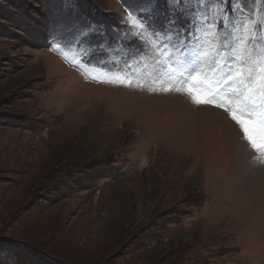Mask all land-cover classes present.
Returning a JSON list of instances; mask_svg holds the SVG:
<instances>
[{
    "label": "rangeland",
    "instance_id": "obj_1",
    "mask_svg": "<svg viewBox=\"0 0 264 264\" xmlns=\"http://www.w3.org/2000/svg\"><path fill=\"white\" fill-rule=\"evenodd\" d=\"M236 7L244 15L230 21H249V52L221 56L222 43L202 42L208 79L189 81L223 93L217 102L234 112L236 86L217 85L210 69L264 52V0ZM164 9L165 0H0V264H264V149L222 108L163 91L188 87L178 75L155 81L179 54L135 34ZM61 30L84 38L66 43ZM115 59L132 62L130 87L102 70Z\"/></svg>",
    "mask_w": 264,
    "mask_h": 264
},
{
    "label": "snow or ice",
    "instance_id": "obj_2",
    "mask_svg": "<svg viewBox=\"0 0 264 264\" xmlns=\"http://www.w3.org/2000/svg\"><path fill=\"white\" fill-rule=\"evenodd\" d=\"M206 0H165V9L161 13L163 21L156 25L152 18H145L147 28L137 25L135 39L147 44L149 50L155 52L172 49L178 56H174L171 66H165L159 75L154 79L159 82L165 75L169 79L179 76L181 83L188 87L183 90L167 84L163 91L182 92L198 106H213L222 108L229 113V118L240 128L244 139L252 146L254 151L264 149V52L256 48L251 52L252 61L241 62L240 55H234L232 60L218 59L216 64L211 66L210 72L217 85L225 84L227 88H233L238 101V111H233L231 106L224 107L222 102L223 93L206 95L200 87L189 84V81L200 80L201 76L206 80V61L203 59L200 47L203 43H222L221 56L231 49L244 54L249 52L243 45L248 43L249 21L244 20L239 25L230 21V17L237 12L244 13L236 7V0H211V5L205 7ZM220 27L225 33L222 42L216 37V28ZM56 36L64 39L66 43H80L83 40V33H76L74 36H64L63 30L55 33ZM131 35V34H130ZM147 36L148 40L143 38ZM253 34L252 40L256 41ZM122 40V38H121ZM121 40H117V47L113 49L119 52ZM258 43V41H257ZM96 47L105 48V42L101 41ZM85 54H90L92 46L85 49ZM125 50V54H126ZM108 59H112L108 57ZM112 68L102 67L107 74L119 79L126 86H131L129 69L131 61L112 60ZM101 65H97L100 67ZM138 71V70H137ZM259 76V82L257 81ZM231 81V83H229ZM104 82V81H100ZM110 82V81H109ZM236 88L239 89L236 92ZM211 89H209V92ZM257 140L260 143H257Z\"/></svg>",
    "mask_w": 264,
    "mask_h": 264
},
{
    "label": "bare ground",
    "instance_id": "obj_3",
    "mask_svg": "<svg viewBox=\"0 0 264 264\" xmlns=\"http://www.w3.org/2000/svg\"><path fill=\"white\" fill-rule=\"evenodd\" d=\"M61 75V74H60ZM63 75V74H62ZM61 109V108H60ZM149 141V140H148ZM10 154H11V152H14L15 151V149L13 148V146L12 145H8V150H7ZM34 159L36 158V156H34L33 157Z\"/></svg>",
    "mask_w": 264,
    "mask_h": 264
}]
</instances>
